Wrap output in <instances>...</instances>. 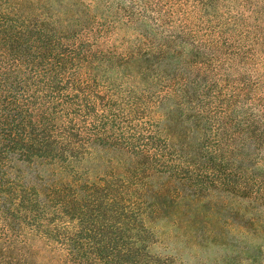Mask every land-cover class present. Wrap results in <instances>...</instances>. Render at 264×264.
<instances>
[{
	"label": "trees",
	"instance_id": "1",
	"mask_svg": "<svg viewBox=\"0 0 264 264\" xmlns=\"http://www.w3.org/2000/svg\"><path fill=\"white\" fill-rule=\"evenodd\" d=\"M127 7L0 0V264H33L37 243L70 229L65 209L105 217L73 228L87 264L153 259L143 233L159 192L205 184L264 209L263 85L225 79L215 38ZM125 12L137 37L120 47L98 18ZM107 151L116 164L94 174Z\"/></svg>",
	"mask_w": 264,
	"mask_h": 264
},
{
	"label": "rangeland",
	"instance_id": "2",
	"mask_svg": "<svg viewBox=\"0 0 264 264\" xmlns=\"http://www.w3.org/2000/svg\"><path fill=\"white\" fill-rule=\"evenodd\" d=\"M42 1L44 6L59 8L72 4L73 0ZM79 1L92 3L95 0ZM97 1L105 7L120 4L131 10L133 6L157 27L166 21L168 25L189 24L198 39L212 37L217 40L224 53L219 72L225 79L234 84L236 79L247 81L251 78L264 87V0ZM145 2L150 7L147 11ZM162 15L164 19H161ZM126 16L125 12L122 18H117L118 24L115 19L98 18L100 24H114L110 28L111 38L120 47L129 46L137 37V30L127 29L123 23ZM115 156L114 152L101 153L89 169L100 175L109 172L116 164ZM221 170L225 171L224 166ZM236 172L235 168L230 174L231 183L238 179ZM159 187L162 186H154V189ZM150 204L153 211L148 214V230L143 235L148 239V255L157 260L154 264H164L165 260L167 264H264V209L233 195L210 190L205 184L180 195L159 192L151 198ZM75 210L65 209L58 215V219L70 221V229L59 226L54 231V239L37 243L36 253L28 260L30 263L87 264L89 255L80 259L74 254L75 250L71 251L74 244L82 242L72 240L76 236L73 228L82 223L86 228H99L98 232L105 217L88 212L80 218V211ZM72 212L74 219L66 218V213ZM82 239L87 244V238ZM153 259L147 264H153Z\"/></svg>",
	"mask_w": 264,
	"mask_h": 264
}]
</instances>
